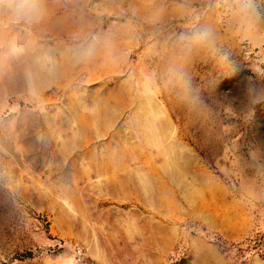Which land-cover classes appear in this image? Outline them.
Masks as SVG:
<instances>
[{
  "label": "rangeland",
  "instance_id": "obj_1",
  "mask_svg": "<svg viewBox=\"0 0 264 264\" xmlns=\"http://www.w3.org/2000/svg\"><path fill=\"white\" fill-rule=\"evenodd\" d=\"M31 4L0 0V264H264V0Z\"/></svg>",
  "mask_w": 264,
  "mask_h": 264
},
{
  "label": "clouds",
  "instance_id": "obj_2",
  "mask_svg": "<svg viewBox=\"0 0 264 264\" xmlns=\"http://www.w3.org/2000/svg\"><path fill=\"white\" fill-rule=\"evenodd\" d=\"M32 4L31 0H17V12L21 14H26L31 10ZM182 40L189 39V40H203L205 39V34L204 33H197L194 34L191 37H181Z\"/></svg>",
  "mask_w": 264,
  "mask_h": 264
},
{
  "label": "built area",
  "instance_id": "obj_3",
  "mask_svg": "<svg viewBox=\"0 0 264 264\" xmlns=\"http://www.w3.org/2000/svg\"><path fill=\"white\" fill-rule=\"evenodd\" d=\"M83 253H82V250L81 249H77L76 250V260H77V262H82V260H83V255H82Z\"/></svg>",
  "mask_w": 264,
  "mask_h": 264
}]
</instances>
